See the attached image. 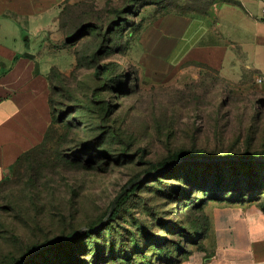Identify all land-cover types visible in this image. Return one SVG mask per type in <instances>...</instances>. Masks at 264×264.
<instances>
[{
  "label": "rangeland",
  "instance_id": "rangeland-1",
  "mask_svg": "<svg viewBox=\"0 0 264 264\" xmlns=\"http://www.w3.org/2000/svg\"><path fill=\"white\" fill-rule=\"evenodd\" d=\"M214 1L62 4L41 51L53 122L0 185V264H178L206 252L213 219L231 224L236 206L264 218V47H240L250 68L228 80L150 43L158 15ZM193 152L215 160L175 162Z\"/></svg>",
  "mask_w": 264,
  "mask_h": 264
},
{
  "label": "crops",
  "instance_id": "crops-1",
  "mask_svg": "<svg viewBox=\"0 0 264 264\" xmlns=\"http://www.w3.org/2000/svg\"><path fill=\"white\" fill-rule=\"evenodd\" d=\"M65 1L0 0V182L22 153L42 142L51 123L53 64L41 51L60 33ZM230 1H214L206 14L158 15L149 25L153 49L166 50L178 67L201 64L236 80L250 68L240 47H264V0ZM234 210L231 224L213 219L208 250L180 264H264V218L244 215L243 206Z\"/></svg>",
  "mask_w": 264,
  "mask_h": 264
},
{
  "label": "trees",
  "instance_id": "trees-1",
  "mask_svg": "<svg viewBox=\"0 0 264 264\" xmlns=\"http://www.w3.org/2000/svg\"><path fill=\"white\" fill-rule=\"evenodd\" d=\"M227 2H231L230 0H226ZM62 13H60V15H61ZM197 65H199V64H197ZM201 65V64H200ZM203 66H205V65H203ZM205 67H207V66H205ZM50 92H51V87H50ZM49 105H50V115H51V123H50V125H49V127H48V129L50 128V126L52 125V122H53V114H52V107H51V99H50V95H49ZM48 129H47V131H48ZM47 131H46V133H47ZM46 133H45V136H46ZM45 136H44V138H45ZM44 141V139L42 140V142ZM41 142V143H42ZM40 143V144H41ZM40 144H38L37 146H39ZM37 146H35V147H33V148H31L30 150H28V151H26V152H24V153H22L18 158H17V160L14 162V164L20 159V157H22L24 154H26V153H28V152H30L31 150H33L34 148H36ZM180 157H187V158H192V160H190V161H194L196 158H199V157H201V158H204L205 156L203 155V154H200V153H197V152H193V153H180V154H177L176 155V159H178V158H180ZM206 159H212V158H208V157H205ZM186 161H189V160H186ZM212 161V160H211ZM210 161V162H211ZM214 161V160H213ZM207 162H209V161H207ZM14 164H12L10 167H12ZM165 164L166 163H164V162H161V163H159L158 165L161 167V170H164L165 169ZM9 167V168H10ZM164 167V168H163ZM172 169H174V167H172ZM4 180V179H3ZM3 180L0 182V185L2 184V182H3ZM139 186V184H136L134 187H133V189L132 190H130L129 192H127L126 194H124L121 198H120V200H119V202H118V207L119 206H121L126 200H127V198L129 197V195L131 194V192H133L137 187ZM263 208V211H264V206H262ZM116 214H117V210H113V212H112V214L110 215V220H113L114 218H115V216H116ZM92 229V228H91ZM83 234L84 235H89V234H91V232H83ZM72 236L73 235H71V236H67L68 238H65V239H63V240H60V241H58V242H56V243H53V244H51V245H49V246H47L46 248H43V249H45V250H50L51 248H59L63 243L65 244V242L67 241V240H69V239H71L72 238ZM181 262V261H180ZM179 262V263H180ZM178 263V264H179Z\"/></svg>",
  "mask_w": 264,
  "mask_h": 264
},
{
  "label": "water",
  "instance_id": "water-1",
  "mask_svg": "<svg viewBox=\"0 0 264 264\" xmlns=\"http://www.w3.org/2000/svg\"><path fill=\"white\" fill-rule=\"evenodd\" d=\"M25 55H27V56H29V57H33V55L30 54V53H25ZM181 160H192V158L180 157V158H178L175 162H179V161H181ZM202 160H203V161H211V160H215V159H202ZM133 183H134V182H131V183L127 184V185L122 189V191H121V192H120V193L114 198V200H113V202L111 203L110 208H109V210H108V212H107L106 217H109V216L112 214V212H113V210H114V208H115L117 202H118V201L120 200V198H121V197L127 192V190L133 185ZM63 239H65V238L54 239V240L50 241L49 243H46V244L42 245L38 250H41V249H43V248H45V247H47V246H49V245H51V244H53V243H56V242H58V241H60V240H63ZM38 250H36L35 253H37Z\"/></svg>",
  "mask_w": 264,
  "mask_h": 264
},
{
  "label": "built area",
  "instance_id": "built-area-1",
  "mask_svg": "<svg viewBox=\"0 0 264 264\" xmlns=\"http://www.w3.org/2000/svg\"><path fill=\"white\" fill-rule=\"evenodd\" d=\"M257 79H258V81H259V82L262 80V78H261V77H259V78H257Z\"/></svg>",
  "mask_w": 264,
  "mask_h": 264
}]
</instances>
